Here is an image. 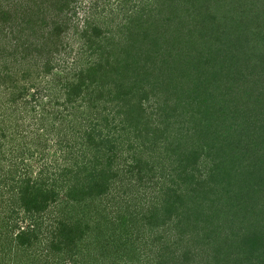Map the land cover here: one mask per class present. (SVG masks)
Segmentation results:
<instances>
[{
    "label": "trees",
    "instance_id": "16d2710c",
    "mask_svg": "<svg viewBox=\"0 0 264 264\" xmlns=\"http://www.w3.org/2000/svg\"><path fill=\"white\" fill-rule=\"evenodd\" d=\"M230 22L233 23L232 20ZM240 30L233 27L223 32L216 29L214 32L201 30L194 33L191 29L187 36L183 35L182 40L185 37L186 40L182 43H186L188 49L192 47L193 52L186 51L183 45L178 48L180 42H165V49L155 55L162 65L159 70L168 71L172 80H177L173 86L175 90L170 93L172 89L168 90L156 76V87L151 85L140 95L136 86L139 81L145 80L133 74L134 82L125 86L124 97L122 93L115 92L108 98L113 102L116 100L118 108L115 112L110 110L104 115L98 114L99 111L88 112L90 108L86 110L92 123L89 122V129L74 132L72 145L70 139L60 135L61 130L58 131L53 143L58 144L61 155L55 159L39 157L45 154L42 151L46 145L35 150L26 145L25 139L33 134L32 141H49L50 129L43 120L35 121L34 130L29 129L27 135L20 129L12 131L14 134L9 136V142L22 137L16 146L24 140L25 144L18 148L10 147L7 151L4 145L8 144V132L4 130V121L8 115L0 113V154L16 156V160L24 162L28 168L19 178L16 175L0 178V264H183V261L187 263L190 260L186 244L190 242L194 248L198 242L197 235L202 240L213 238V235L217 239L224 236L229 245L231 239L227 224L235 219L234 209L241 213L243 202L246 203L243 192L248 189L243 179L246 180L251 169L246 167L251 162L255 163V172H259L257 176L264 180V130L249 135L250 138L243 141L233 136L237 124L246 125L245 129L259 130L261 127H254L258 119L236 120V124L229 127L227 119H223L233 99L222 106L224 97L218 102L208 101L206 97V92L218 77L227 74L229 64L226 61L241 52L239 49L244 45L242 37L248 36V30ZM223 36L230 37V44L218 46ZM202 37L210 38L205 42ZM205 45L210 47L209 51ZM22 49L18 46L7 51L6 62L0 66L3 94H13L8 103H17L25 97L21 87L11 81L16 75L11 66L19 65L21 73L22 64L19 63H25ZM127 49L131 55L130 48ZM195 53L199 54L194 56ZM25 57L28 58V55ZM126 60H123L122 74L142 69L137 62H131L129 58ZM94 66L92 71L78 73L71 83L63 84L64 95L67 96L65 103L83 101L85 106L90 102L89 99L94 96V89L91 88L98 81L95 74L99 67L97 63ZM144 67L149 77L150 72L157 71H153L150 64H144ZM260 73L249 78L250 82L242 79V75L236 77L243 84L242 91L248 88L252 94H257L252 86L264 90V67ZM24 74L31 76L27 71ZM183 78L193 82L189 96L183 94ZM149 91L156 94L154 103L161 113L152 104L148 105L150 110L147 103L143 104L145 99L146 102L149 100ZM164 92L167 95L164 96ZM258 95L264 99V94L259 92ZM4 99L0 108H6V97ZM109 116L112 119H108ZM252 125L255 129L250 127ZM125 137L128 140H124ZM162 137L167 139L163 151L158 148ZM145 149L151 152L150 157L144 156L142 150ZM123 150L129 154L121 164L117 155ZM204 152L209 157L204 156ZM90 155L93 157L88 160ZM168 158L172 159L169 164L175 165L174 173L167 175L165 172L164 176H158L160 181L156 182L153 180L154 174H157L156 166ZM199 163L208 164L209 177L202 178L201 174H197L202 170ZM35 164L39 165V169L33 175ZM62 165L64 167L59 169ZM151 180V184H142L138 188L134 184ZM7 181L10 184L4 188ZM118 181L136 187V192H131L128 197L136 200V204L143 205L147 201L153 204L144 208H132L130 205L114 207L115 196L110 200L107 197L118 194L115 192ZM234 182L241 186L242 198L238 205L230 202ZM147 190L151 197L149 200L147 197L143 199ZM153 199H161L162 203L159 205ZM103 201L107 202L106 205ZM51 205L55 206L51 209ZM22 207L25 208L24 214L30 217L26 226H20L13 219ZM46 211L51 214L54 211L48 221L44 220ZM162 228L170 233L157 235L156 232ZM173 235L176 237L171 239ZM156 249L158 255L154 254Z\"/></svg>",
    "mask_w": 264,
    "mask_h": 264
},
{
    "label": "rangeland",
    "instance_id": "374dc122",
    "mask_svg": "<svg viewBox=\"0 0 264 264\" xmlns=\"http://www.w3.org/2000/svg\"><path fill=\"white\" fill-rule=\"evenodd\" d=\"M231 20L233 23L230 22ZM233 27L239 31L247 29L248 36L242 37L244 45L242 49H239L241 52L235 51L237 55L226 61L229 64L226 68L227 74L223 73L218 77L206 92V97L211 102H218L224 97L222 106L233 99L232 105H229L231 106L229 111L224 112L226 116L223 120L227 119L229 127H232L233 123L236 124V120L258 119L259 122L254 127H261L259 130L255 129L253 125L250 127L255 130L245 129L246 125L239 126L237 124V127L235 126L233 136L243 141L244 138L249 139V135L264 130V99H260L258 95L259 92L264 94V90L252 86L257 94H252V90L248 88L242 91L243 84L238 78L236 79L242 75V79L247 81L249 78L255 77L256 74H261L260 69L264 67V0H0V66L6 62L7 51L18 46L24 50L22 57L25 62L19 63L22 64L20 66L22 67L21 73L18 71L19 65L15 67L8 63L16 73L11 81L13 85L21 87L25 97L17 103H8L13 94H3L0 85V103L5 101V97L7 101L6 108H0V113L5 112L4 114L8 115L4 121V130L8 132L6 141L8 144L5 143L4 148L6 147L7 151L11 149L10 147L18 148L27 140L26 145L33 150L46 145L42 151L45 154L39 157L50 160L59 157L61 154L58 144L53 143L58 131L61 130L62 134H59L66 135V139H70L72 145L75 140L73 136L75 131L89 129L91 125L89 122L92 123L88 113L90 110L95 113L99 111L98 114L103 113L104 115H107L110 110L114 112L117 110L116 100L113 102L108 98H111L115 92L122 93V97H124L125 86L134 82L133 74H137L145 80V82L139 81L138 87L136 86L140 95L143 91H148L149 86H155L154 78L156 76L163 81L168 90L172 89L169 91L170 93L175 90L173 86L177 80L175 78L172 80L168 71L161 72L159 70L162 65L159 57L155 55L165 49V42H180L177 44L178 48L183 45L186 46V51L193 52L192 47L188 49L186 43H182L186 40V37L185 40H182L183 35L187 36L191 29L194 33H199L201 30L208 33L214 32L216 29L223 32L227 29L231 30ZM202 38L206 42L210 37ZM199 43L204 44L203 42ZM226 43L230 44V37L223 36V40L219 42L218 46ZM207 47L206 50L209 51L210 47ZM127 48H130L131 55L127 52ZM213 49L214 47L211 51ZM198 54L195 53L194 56ZM26 55L28 58L25 57ZM126 58L142 65V69L130 70L122 74L125 64L123 60L127 62ZM36 60L38 63L35 64ZM95 63L99 67L95 74L98 81L91 88L94 89V96L89 99L91 103L87 102L85 106L82 105L83 101L74 100L72 103H65L67 96L64 95L63 84L71 83L78 73L86 74L92 71ZM144 64L153 65V71L156 69L157 71L150 72L151 77H149ZM26 71L30 72L31 76H26L27 74H24ZM183 79L181 84H185L184 91L186 90L185 93L183 91V94L189 96L192 92L190 89L193 87V82L186 81V78ZM99 91L101 92L99 93ZM148 93L149 100L146 102L145 99L143 104L147 103V107L152 104L154 109H158L161 113L154 103L156 94L151 91ZM163 95H167V92H164ZM200 95H202L201 92ZM148 109L150 110V107ZM256 109L258 110L256 111ZM108 119H112V117L109 116ZM41 120L46 122L50 129L49 141H32L31 139L35 136L33 134L26 138L21 145L16 146L21 142L22 137H17L12 143L9 142V136L14 134L12 131L20 129L27 135L29 129L34 130V122H41ZM219 122L223 123L222 120ZM104 132L106 133V129ZM123 139L128 140L126 137ZM160 139L158 148L163 151V144L167 143V139L163 140V137ZM182 140L185 141L183 138ZM134 143L133 145L136 146V142ZM262 149L264 152V144ZM142 151L146 158L150 157V151L146 149ZM128 154L129 152L126 150L119 152L117 158L121 164L126 161ZM203 155L209 157L207 152H204ZM92 157L93 155L88 156V160H91ZM17 158L9 153L0 154V178H7L6 176L12 178L15 175L19 178L25 173L28 169L27 165L16 160ZM171 160L168 158L156 166L157 174H154L156 176L153 177V180L159 182L158 176H164L165 172L167 175L174 173L175 165L169 164ZM254 164L251 162L246 167H251V169L247 172L246 180L243 179L248 189L243 192L246 197V203L243 202V212L237 213L234 209L235 219L227 224L231 239L229 245L224 241L226 240L224 236L217 239L213 235V238L202 240L197 235L198 242L194 248L190 242L186 244L190 260L187 263L183 261V264H264V180L257 176L259 172H255ZM63 165L59 166V169L65 166ZM38 167L37 164L33 166L35 170L33 175L38 172ZM199 168L202 170L197 174H201L202 178L206 175L209 177L210 167L207 163H201ZM153 180L144 181V183L133 182L138 188L142 184H151ZM8 183L10 184V181H7L3 187L7 188ZM127 185L118 181L117 190H115L118 194L107 197V200H110L115 196L114 207L130 205L132 208L140 206L144 208L153 204L148 201L143 205L136 204V200L128 198L131 192H136L134 190L136 187L131 184ZM232 188L230 202L233 205H238L242 198L241 186L234 182ZM0 189H2L1 184ZM145 193L143 199L147 197L149 200L151 197L148 190ZM103 202L106 205L107 202ZM155 202L159 205L162 203L161 199H156ZM54 206L51 205V209ZM102 206L100 205V207ZM24 209L22 207L18 215L13 218L20 226H26L30 222V217L26 213L24 214ZM123 210L125 211V208ZM45 213L44 220L46 221L54 215V211L52 214L47 211ZM1 216L0 213V220ZM165 229L157 231V235H168L170 231H165ZM175 237L173 235L171 239ZM157 253H159L158 249L154 254L158 255Z\"/></svg>",
    "mask_w": 264,
    "mask_h": 264
}]
</instances>
